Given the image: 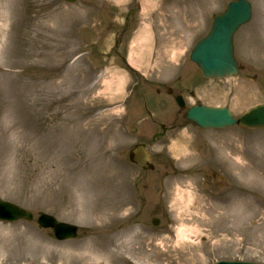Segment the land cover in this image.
<instances>
[{
	"label": "rangeland",
	"instance_id": "1",
	"mask_svg": "<svg viewBox=\"0 0 264 264\" xmlns=\"http://www.w3.org/2000/svg\"><path fill=\"white\" fill-rule=\"evenodd\" d=\"M161 1L168 11L152 15L164 13L168 24L200 20L177 44L181 59L179 52L175 60L169 58L176 64L186 58L187 64L193 45L232 0H209V7L206 0L202 14L197 0ZM253 1L262 27L256 34L253 21L236 37L238 77L205 84L193 69L178 70L183 85L199 87L196 97L178 88L189 105L227 104L240 114L263 101L264 0ZM138 4L0 0V197L36 217L49 213L81 228L77 239L59 242L36 219L0 223V264L264 263V130L235 126L213 132L203 144L192 141V130L180 126L183 111L174 98L156 93L161 82L175 78L169 75L176 72L174 64L160 68L156 46L155 54L136 53L147 77L125 66L137 50L134 44L146 35L138 25L145 21ZM259 45L263 52L255 49ZM89 46V54L95 50L99 56L73 63L82 50L89 55ZM105 58L111 60L107 65ZM140 143L153 153L156 169L149 175L128 156ZM185 167H197L200 174L187 177ZM220 195H235V201L218 203Z\"/></svg>",
	"mask_w": 264,
	"mask_h": 264
},
{
	"label": "water",
	"instance_id": "2",
	"mask_svg": "<svg viewBox=\"0 0 264 264\" xmlns=\"http://www.w3.org/2000/svg\"><path fill=\"white\" fill-rule=\"evenodd\" d=\"M238 10V11H237ZM244 11V10H243ZM235 16L243 17L241 7L235 8L231 6V12L222 19L217 20L213 34L210 39L199 43L194 52V58L207 76H222L230 74L233 71L234 65L232 59V42L231 36L236 24ZM192 117L201 125H206L211 120L219 118V126L232 124L234 120L229 115V112L222 110L216 111L213 109L199 108L191 111ZM223 116V117H222ZM210 117V118H209ZM249 123L251 125H264V107H260L253 111L247 117H243L239 123ZM0 212L14 215L17 211L11 209L6 204L0 202ZM221 264H245V263H221Z\"/></svg>",
	"mask_w": 264,
	"mask_h": 264
},
{
	"label": "bare ground",
	"instance_id": "3",
	"mask_svg": "<svg viewBox=\"0 0 264 264\" xmlns=\"http://www.w3.org/2000/svg\"><path fill=\"white\" fill-rule=\"evenodd\" d=\"M178 183H179V181H177ZM180 184V183H179ZM190 193H192V192H190ZM185 230H186V228H185ZM186 234V233H185ZM96 248V247H95Z\"/></svg>",
	"mask_w": 264,
	"mask_h": 264
}]
</instances>
